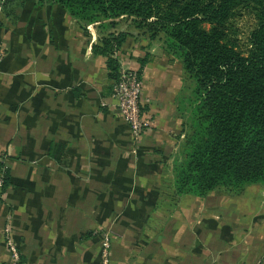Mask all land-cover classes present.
<instances>
[{
    "label": "crops",
    "instance_id": "obj_1",
    "mask_svg": "<svg viewBox=\"0 0 264 264\" xmlns=\"http://www.w3.org/2000/svg\"><path fill=\"white\" fill-rule=\"evenodd\" d=\"M0 0V264L5 225L24 264H264V186L178 196L182 67L128 37L119 70L140 72L150 121L138 142L112 103L114 81L86 31L59 5ZM124 28H121V31ZM148 61L140 70V61Z\"/></svg>",
    "mask_w": 264,
    "mask_h": 264
},
{
    "label": "trees",
    "instance_id": "obj_2",
    "mask_svg": "<svg viewBox=\"0 0 264 264\" xmlns=\"http://www.w3.org/2000/svg\"><path fill=\"white\" fill-rule=\"evenodd\" d=\"M24 1L3 0L2 10L10 16L8 4ZM37 3L61 6L84 31L97 26L99 44L92 50L105 58L114 83L119 71L114 54L128 37L157 43L179 60L183 79L177 111L184 139L173 166L178 196L204 198L212 191L236 196L249 185L264 186V0ZM243 12L253 15L254 27L242 50L231 36V22ZM147 61H140V70Z\"/></svg>",
    "mask_w": 264,
    "mask_h": 264
},
{
    "label": "built area",
    "instance_id": "obj_3",
    "mask_svg": "<svg viewBox=\"0 0 264 264\" xmlns=\"http://www.w3.org/2000/svg\"><path fill=\"white\" fill-rule=\"evenodd\" d=\"M4 52L0 49V59ZM142 82L139 74L135 71L120 69L118 79L113 84L111 99L113 106L119 110L124 123L127 125L132 143L135 145L142 131L150 128V121L141 109ZM5 185L4 170L0 169V199ZM3 240L11 255L10 264H24L12 237L10 225H5ZM101 264H110V243L105 234L99 248Z\"/></svg>",
    "mask_w": 264,
    "mask_h": 264
},
{
    "label": "rangeland",
    "instance_id": "obj_4",
    "mask_svg": "<svg viewBox=\"0 0 264 264\" xmlns=\"http://www.w3.org/2000/svg\"><path fill=\"white\" fill-rule=\"evenodd\" d=\"M231 25V36L237 40L240 49L243 50L247 46L249 33L254 27L253 15L243 12L232 20ZM121 27L124 28L125 25ZM183 114L185 116L186 112Z\"/></svg>",
    "mask_w": 264,
    "mask_h": 264
}]
</instances>
